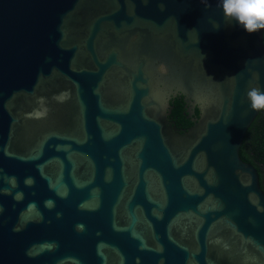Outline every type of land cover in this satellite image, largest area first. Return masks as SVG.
Masks as SVG:
<instances>
[{
	"label": "water",
	"instance_id": "1",
	"mask_svg": "<svg viewBox=\"0 0 264 264\" xmlns=\"http://www.w3.org/2000/svg\"><path fill=\"white\" fill-rule=\"evenodd\" d=\"M263 33L220 0H0V264H264Z\"/></svg>",
	"mask_w": 264,
	"mask_h": 264
},
{
	"label": "clouds",
	"instance_id": "2",
	"mask_svg": "<svg viewBox=\"0 0 264 264\" xmlns=\"http://www.w3.org/2000/svg\"><path fill=\"white\" fill-rule=\"evenodd\" d=\"M220 7L226 20L236 21L247 33L253 34L264 30V0H220ZM69 98L67 92L58 93L54 97L60 103L66 102ZM247 99L253 110H264V90L258 87L251 88L247 91ZM37 104L39 107L27 113V118L39 120L47 117L46 98L39 97Z\"/></svg>",
	"mask_w": 264,
	"mask_h": 264
},
{
	"label": "trees",
	"instance_id": "3",
	"mask_svg": "<svg viewBox=\"0 0 264 264\" xmlns=\"http://www.w3.org/2000/svg\"><path fill=\"white\" fill-rule=\"evenodd\" d=\"M176 105L177 110L180 111V106L177 103ZM239 155L256 168L260 186L264 190V110L259 111L247 129L239 148Z\"/></svg>",
	"mask_w": 264,
	"mask_h": 264
},
{
	"label": "flooded vegetation",
	"instance_id": "4",
	"mask_svg": "<svg viewBox=\"0 0 264 264\" xmlns=\"http://www.w3.org/2000/svg\"><path fill=\"white\" fill-rule=\"evenodd\" d=\"M180 106V111L177 110V105ZM191 105L184 101L183 96L176 95L170 100L168 120L175 126L178 132L187 130L192 125V119L198 117V110L195 108L194 113H191Z\"/></svg>",
	"mask_w": 264,
	"mask_h": 264
}]
</instances>
